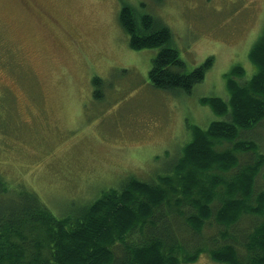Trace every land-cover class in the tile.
<instances>
[{
  "label": "rangeland",
  "instance_id": "374dc122",
  "mask_svg": "<svg viewBox=\"0 0 264 264\" xmlns=\"http://www.w3.org/2000/svg\"><path fill=\"white\" fill-rule=\"evenodd\" d=\"M123 3L169 27L186 71L211 57L203 79L189 91L153 85L159 47H130L118 21ZM261 35L264 0H0V209L17 205L11 199L24 187L63 216L130 175L169 174L190 126L217 117L201 99H228L225 74L235 64L254 72L249 50ZM255 127L241 136L264 152ZM31 240L8 243L24 256ZM179 264L226 263L203 250Z\"/></svg>",
  "mask_w": 264,
  "mask_h": 264
},
{
  "label": "trees",
  "instance_id": "16d2710c",
  "mask_svg": "<svg viewBox=\"0 0 264 264\" xmlns=\"http://www.w3.org/2000/svg\"><path fill=\"white\" fill-rule=\"evenodd\" d=\"M120 10L131 48L159 47L148 73L153 85L189 91L203 79L211 57L186 71L161 19L125 3ZM249 59L256 67L251 75L236 64L226 72L227 100L201 99L217 117L205 128L190 126L169 174L158 180L130 175L63 216L21 187L11 199L17 205L0 209V264H179L196 260L203 250L220 263L264 264L263 145L241 136L255 126L264 130V35L250 47ZM93 77L95 85L100 82ZM13 236L30 237L36 249L26 246L29 252L21 256L8 243Z\"/></svg>",
  "mask_w": 264,
  "mask_h": 264
},
{
  "label": "flooded vegetation",
  "instance_id": "af4514ba",
  "mask_svg": "<svg viewBox=\"0 0 264 264\" xmlns=\"http://www.w3.org/2000/svg\"><path fill=\"white\" fill-rule=\"evenodd\" d=\"M30 1V0H29Z\"/></svg>",
  "mask_w": 264,
  "mask_h": 264
}]
</instances>
